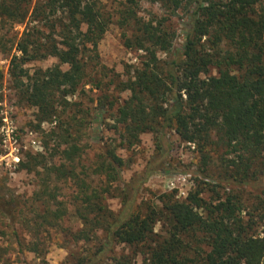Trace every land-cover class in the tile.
Here are the masks:
<instances>
[{"label":"trees","instance_id":"trees-1","mask_svg":"<svg viewBox=\"0 0 264 264\" xmlns=\"http://www.w3.org/2000/svg\"><path fill=\"white\" fill-rule=\"evenodd\" d=\"M152 1L169 15L185 14L182 44L176 47L177 33L167 24L168 17L144 20L134 8L136 0H129L120 24L133 30L123 36L124 46L142 51L143 60L118 84L128 97L121 101L101 96L96 118L104 120L112 111L113 129L130 147L144 133L153 134L159 144L175 132L182 142L196 147L206 171L217 158V149H222L225 156L218 157L222 176L226 184L242 190L232 188L223 195L221 181H202L184 200L167 193L158 204H136L140 185L151 175L164 173L166 159L158 151L135 181L117 189L122 207L117 213L112 211L106 195L112 194L126 162L108 146L96 169L79 168L85 152L86 118L59 119L72 106L69 97L88 83L91 62L98 58L99 41L107 32L109 19L100 0H0L2 26L26 25L18 39L0 35V52H16L10 63L14 87L22 101L37 110L35 129L41 130L46 122L56 123L44 134L51 158L29 156L20 164V169L40 179L34 201L43 211L32 224L37 232L60 226L68 209L64 204L62 210V202L56 201L52 184L71 181L76 186L75 216L83 225L73 235L75 240L98 239V231L105 234L103 246L75 264H98L118 245L138 249L143 259L138 262L123 256L117 264H264L262 2ZM160 54L166 55L165 60ZM49 57L57 58L59 64L33 74L26 68ZM3 77L0 71V81ZM51 141L55 142L52 147ZM55 157L59 163L53 162ZM93 176H103L100 185H95ZM258 188L262 191L253 201L244 198L243 190ZM52 203L59 206L58 211L51 210ZM11 204L14 213L18 202ZM0 210L11 213L1 202ZM38 247L32 245L30 250L37 252Z\"/></svg>","mask_w":264,"mask_h":264},{"label":"rangeland","instance_id":"rangeland-1","mask_svg":"<svg viewBox=\"0 0 264 264\" xmlns=\"http://www.w3.org/2000/svg\"><path fill=\"white\" fill-rule=\"evenodd\" d=\"M100 2L109 24L107 32L99 41L98 58L91 62L88 83L81 87L75 96L69 97L68 101L72 106L59 114L60 120L75 115L77 118H86L82 138L85 152L77 166L96 169L102 162L101 157L106 148L109 146L116 149L117 155L126 162L121 179L113 185L112 194L106 195V203L116 213L122 207L121 192L117 189H121L123 183L135 181L158 151L166 159L164 173L153 174L140 185L139 193H135L136 204L147 202L158 204L159 197L167 193H175L178 199L184 200L202 181L210 183L221 181L225 187L221 192L223 195L231 192L232 188L242 190L226 184L227 180L222 176L221 161L218 159L220 155L225 156L222 149H217L218 155H215L217 158L206 171L196 147L182 142L175 132L169 133L159 144L153 134L144 133L140 142L130 147L121 139V133L113 129L115 122L112 111L105 114L104 120L96 118L98 99L101 96L108 95L111 99L118 98L121 101L128 97V93L119 91L118 84L129 77V72L132 74L134 67L139 65L144 56L142 51L130 50L124 46L123 36L130 35L133 30L130 26L123 27L120 24L122 12L131 5L129 0ZM261 2L264 8V0ZM136 3L134 8L144 20H161L168 17L167 24L177 33L176 47L182 44V29L186 19L183 12L172 16L152 0H136ZM25 27V24L2 26L0 22V35H5L7 39H18ZM57 39L59 40L58 37ZM15 53L0 52V71L4 74L3 80L0 81V202L6 211L11 212L8 214L0 210V264H75L102 247L105 243V234L98 231V239L91 237L75 240L73 235L81 231L83 225L75 216L76 186L71 181L55 180L52 184L56 201L62 202V210L64 204L68 209V214L62 217L60 226L41 228L37 232L34 223L32 224L43 211V207L34 201L40 179L36 173L20 169V164L27 161L29 156L44 155L47 160L51 158L49 154L51 148L46 150L44 134L54 129L56 123L46 122L42 124L41 130L35 129L37 110L22 101L10 76V63ZM160 58L165 60L166 55L160 54ZM58 64L57 58L49 57L32 62L26 65V68L33 74L37 70H47ZM62 68L66 70L67 66ZM215 73L213 71V74ZM76 108L81 112L77 113ZM54 144L55 142L51 141L49 145L52 147ZM53 162L59 163L58 157H55ZM93 177L95 185H100L103 176ZM250 190H243L244 198L250 201L262 191L261 188ZM208 195L209 193L205 197ZM13 200L18 202V209L14 213L11 211ZM58 209L59 206L52 203L51 210ZM160 230L161 226L158 225L156 232L160 233ZM36 233H39L37 237ZM35 244L39 246L38 251L32 252L30 249ZM123 256L133 257L138 262L143 259L138 249L118 245L103 256L98 264H117L116 260Z\"/></svg>","mask_w":264,"mask_h":264},{"label":"built area","instance_id":"built-area-1","mask_svg":"<svg viewBox=\"0 0 264 264\" xmlns=\"http://www.w3.org/2000/svg\"><path fill=\"white\" fill-rule=\"evenodd\" d=\"M19 162V161H18Z\"/></svg>","mask_w":264,"mask_h":264}]
</instances>
